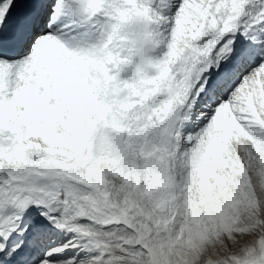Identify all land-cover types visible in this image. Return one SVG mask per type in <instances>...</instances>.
Instances as JSON below:
<instances>
[{
    "label": "snow or ice",
    "instance_id": "1",
    "mask_svg": "<svg viewBox=\"0 0 264 264\" xmlns=\"http://www.w3.org/2000/svg\"><path fill=\"white\" fill-rule=\"evenodd\" d=\"M0 264H264V0H0Z\"/></svg>",
    "mask_w": 264,
    "mask_h": 264
}]
</instances>
